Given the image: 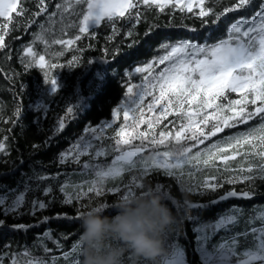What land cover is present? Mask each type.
<instances>
[{"label":"snow or ice","instance_id":"snow-or-ice-1","mask_svg":"<svg viewBox=\"0 0 264 264\" xmlns=\"http://www.w3.org/2000/svg\"><path fill=\"white\" fill-rule=\"evenodd\" d=\"M29 2L0 0V21H3L0 23V55H3L5 63L12 61L11 44L6 37L18 39L11 36L13 31L23 29L27 32L36 24L38 30L32 33V40L23 47L22 53H17L16 59L25 72L33 67L40 69L45 81L51 83L54 90L55 76L46 69L64 65H46L45 55L36 52L33 44L39 42L45 49L52 45L67 47L73 44L72 39L65 40L54 35L53 26H62L61 32L64 27L72 26L69 17L78 19L80 34L91 35L92 38L97 32L90 29L102 24L111 28V34L105 36L108 41L119 33L117 21H120L126 29L122 35L132 37L127 48L138 44L157 26L148 22V14H142L141 8L151 10L154 17L166 12L169 25L175 13L181 17L191 14L199 19L201 26L217 25L224 17L227 38L209 36L204 38V43L189 39L171 43L162 41L159 43L162 54H153L151 59L140 62V66L133 68L132 72L124 71V77H131L132 73L140 74L139 84H132L129 80L123 85V97L127 98V102L121 98L111 108L110 120L99 121L95 127L91 126V122L86 124L83 132L91 133L90 138L81 136L69 148L58 152L59 165L78 166L80 174H89L91 179L73 182L67 172L63 173V181L57 179L61 175L59 172L51 177L37 174L33 179L44 182V186L37 183L30 187L25 183L22 190L10 189L0 194V217L24 214L35 219L31 225H7L13 230L47 224L52 218L43 215V212L53 204L72 206L71 217L57 212L55 218L70 220L76 226L73 242L62 247L60 241H66L73 233L54 237L45 228L42 233L34 234L33 241L39 242V249L48 254V258L29 259L27 264H80L82 242L79 226L82 217L89 212L112 215L116 206L143 195L148 189L182 213L190 209L198 212L203 207L189 203L188 194H206L213 198V204L217 202L216 198L219 201L228 198L255 199L258 184L264 185V0H260L258 5L254 0H229L228 3L213 0L210 5H206L205 0H57L54 7L52 0H31L30 6H27ZM194 8L198 11L194 12ZM249 10H253L250 17L239 16L227 22V13ZM141 19H144L146 28L142 36H138L135 25ZM74 39L79 40L80 37ZM209 40L215 42L209 43ZM76 51L81 52L83 48ZM100 51L105 54L101 58L108 61L105 58L107 55H115L121 49L115 46L111 52L105 48ZM56 55H62V52ZM80 64L77 55L67 61V67ZM23 87L21 83L19 90ZM230 93L237 94L239 98H229ZM145 97L151 99L145 103ZM21 111L20 105H17L8 122L15 125ZM63 111L65 115L57 116L50 129L51 135H45L39 144L31 145L34 152L49 147L55 135L65 128V116L76 113L73 105L65 106ZM121 111L123 122L113 127ZM170 116L171 120L168 119ZM163 121L167 123L162 124ZM140 125H146V129L141 131ZM105 129H111L106 143ZM225 129L235 131L211 140ZM10 131L6 128L0 132V152L7 151L10 140L7 133ZM93 141L101 143L94 144ZM205 141L210 142L201 148ZM101 157H110V160L97 159ZM237 157L247 166L228 168L227 162L237 161ZM217 160L225 165L223 170L216 166ZM133 170L138 175L125 181L123 186L116 183L105 188L107 180L116 181L126 171ZM77 174L73 172V175ZM153 174L174 179L178 192H173L170 184L158 180L153 182ZM238 183L241 185L239 189L236 188ZM30 191H39L40 195L26 200L25 194ZM108 194L113 195L114 204L97 203L92 207L94 197ZM180 194L183 196L178 199ZM234 220L233 216L222 215L209 231L196 222L195 216H189V222L194 223L192 232L198 264H264V227L250 229L254 244L242 245L244 250L241 253L237 246L240 233L233 236L222 234L230 231L229 226ZM4 226L5 219L0 218V227ZM48 243L53 245V249L47 247ZM24 254L27 255V252ZM0 256L3 257L0 264H20L14 252L9 251L8 255L0 252ZM123 259L124 264H146L131 253ZM167 264H188L183 246L172 245L171 259Z\"/></svg>","mask_w":264,"mask_h":264},{"label":"trees","instance_id":"trees-1","mask_svg":"<svg viewBox=\"0 0 264 264\" xmlns=\"http://www.w3.org/2000/svg\"><path fill=\"white\" fill-rule=\"evenodd\" d=\"M30 2L27 6H30ZM56 2L57 0H52L53 7ZM221 2L228 3L229 0H221ZM254 2L258 5L260 0H254ZM212 3L213 0H205L206 5ZM51 10L52 8H50ZM193 11L196 12L198 9L194 8ZM252 11L227 13V22L230 23L239 16L250 17ZM141 12L142 14L147 13L148 22L157 26L152 29L147 37H143L132 48L126 47L127 44L132 42V37L122 35L126 29L121 26L120 21H117L119 33L113 36L111 41H108L105 36L111 34V28L102 24L98 28L90 29V31L95 30L97 32L96 37L92 38L91 35L79 33V21L74 17L68 18L72 26L64 27L62 32L60 30L62 26H53L55 36L65 40L72 39L73 44L67 47L52 45L49 49H45L39 42L33 44L36 52L45 55L46 65L49 63L64 65V67L46 69L55 76V90L51 83L45 81L40 69L33 67L25 72L18 59H16L17 53H22L23 47L32 40V33L38 30L37 25L33 24L27 32L23 31V29L13 31L11 36L19 37L18 39L6 37V40L11 44L13 60L5 63L3 55H0V132H3L6 128H10L11 131L7 133L10 137L7 142V151L0 152V194L8 192L10 189L22 190L25 183L29 184L30 187L35 186L37 183L41 187L44 186V182H37L33 179L37 174L51 177L52 174L59 172L61 175L57 179L61 181L64 179L63 173L66 172L73 182H78L81 179H91L89 174H80L81 170L78 166L70 164L59 165L57 162L58 152L69 148L81 136L86 139L90 138L91 133L83 132V127L86 124L91 122V126L95 127L99 121L110 120L111 108L115 107L121 98L127 102V98L123 97V85L129 80L132 84H139L140 74L132 73L131 77H124V71L132 72L133 68L140 66V62L151 59L153 54H162L159 52V43L162 41L171 43L178 39H189L192 42L204 43V38L209 36L227 38L224 17L221 18L217 25L201 26L199 19L195 16L186 13L181 17L179 13H175L173 14L171 25H169L166 12L160 13L158 17H154L153 12L149 9L141 8ZM2 22L0 21V23ZM145 28V21L141 19L135 25V34L142 36ZM76 36H79L80 39L75 40L74 37ZM165 38L170 39L165 40ZM208 42L212 43L215 41L209 40ZM115 46L120 47L121 51L115 55H107L105 58L108 61L101 58L105 55L100 51L101 48L111 52ZM79 48H83V51L77 52L76 49ZM61 52L62 55H56V53ZM73 55L80 57L81 64L75 67H67V61ZM88 59L90 62H87ZM159 67H163V65ZM21 83L24 85L23 90H19ZM229 98L238 99L239 97L237 94L230 93ZM150 99L151 97H145V103ZM17 105H20L22 111L17 123L12 125L8 121L12 118L11 112ZM67 105L75 106L76 113L65 116V128L55 135L49 147L34 152L31 145L34 143L39 144L45 135H51L50 129L54 126L55 119L57 116L65 115L63 109ZM145 115H147V112H145ZM168 119L171 120L172 117L170 116ZM122 122L123 112L121 111L118 113L113 127H117ZM163 123H167V121H163ZM169 127L171 128V125ZM145 129L146 125H140L141 131ZM230 131H235V129H225V132L218 133L217 137H213L211 140L222 138ZM109 135H111V129H105V143ZM209 142L205 141V145L200 147L206 146ZM93 143L99 144L101 141H93ZM133 143L138 144L139 141H134ZM195 150L193 149V151ZM97 159L110 160V157ZM83 160L84 158L81 159V163ZM237 161L227 162V167L238 168L247 166L239 157H237ZM215 164L221 170L225 167L218 160ZM73 172L78 174L73 175ZM134 175H138V173L134 170L126 171L116 181L107 180L105 188L116 183H120L123 186V183ZM216 175L219 176L220 173H216ZM157 180L172 185L173 192H178L174 179L166 178L164 175L153 174V182ZM225 187L230 186L225 185ZM240 187L241 185L238 183L236 188L239 189ZM257 193L253 200H233L215 204L211 202L213 198L206 194L203 196L188 194L189 203L200 204L203 207L198 212H193L190 209L187 213L181 214L179 226L165 238L163 251L157 258V264H167V261L171 259L173 244L183 246L186 250L188 264H198V254L194 252L195 244L192 232L194 223L189 222V216H195L196 222L209 231L211 230V225L215 224L220 216L235 217L234 222L229 226L230 231L222 234L233 236L240 233L237 237V246L242 253L244 250L242 245L249 246L254 242L250 229L252 227H264V223H261L262 217L253 222L251 220L258 214L264 213V185L258 184ZM39 195V191H30L25 194V199L28 200ZM181 196L183 194H180L177 198L179 199ZM115 202L112 194L100 198L94 197L92 207H95L97 203L114 204ZM37 212L39 213V209ZM57 212L66 213L71 217L72 206L51 205L43 212V215L52 218L47 224H41L35 228L28 227L25 230H13L7 225L12 223L31 225L35 223L34 217L24 214L19 217L11 214L0 217L5 219L6 225L0 227V252L4 255H8L9 251L16 253V259L20 264H27V260L33 258H48V254L39 249V242L33 241L34 234L42 233L45 228L49 229L54 237L64 233H73L66 241H60L62 247L70 245L75 238L76 226L70 220L56 219L55 214ZM185 232L187 233L186 235ZM176 236L178 238L173 239ZM47 247L53 249L51 243H48ZM25 252H27V255L24 254ZM241 258L243 257L241 256ZM0 260H3L2 256H0ZM4 264H8V262H4Z\"/></svg>","mask_w":264,"mask_h":264},{"label":"clouds","instance_id":"clouds-1","mask_svg":"<svg viewBox=\"0 0 264 264\" xmlns=\"http://www.w3.org/2000/svg\"><path fill=\"white\" fill-rule=\"evenodd\" d=\"M181 214L151 189L116 206L112 215L86 213L80 222V264H124L127 253L157 264L165 238L178 227Z\"/></svg>","mask_w":264,"mask_h":264},{"label":"rangeland","instance_id":"rangeland-1","mask_svg":"<svg viewBox=\"0 0 264 264\" xmlns=\"http://www.w3.org/2000/svg\"><path fill=\"white\" fill-rule=\"evenodd\" d=\"M261 217H262L261 223H264V213L263 214H258L257 216L253 217L251 220L253 222L254 220L259 219ZM253 244H254V242H253Z\"/></svg>","mask_w":264,"mask_h":264},{"label":"water","instance_id":"water-1","mask_svg":"<svg viewBox=\"0 0 264 264\" xmlns=\"http://www.w3.org/2000/svg\"><path fill=\"white\" fill-rule=\"evenodd\" d=\"M233 200H237V199H235V198H228V199H226V200H224V201H219V200L217 199V202H216V203H219V202H227V201H233Z\"/></svg>","mask_w":264,"mask_h":264}]
</instances>
